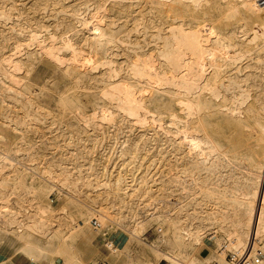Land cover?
<instances>
[{
  "label": "rangeland",
  "instance_id": "374dc122",
  "mask_svg": "<svg viewBox=\"0 0 264 264\" xmlns=\"http://www.w3.org/2000/svg\"><path fill=\"white\" fill-rule=\"evenodd\" d=\"M263 29L264 5L250 9L243 0H0V155L14 161L0 165V235L16 243L0 242L28 260L17 246L31 242L25 251L39 264H177L161 253L174 255L178 231L179 264L201 256L232 264V255L256 256L235 252L244 228L255 231L262 259L258 218L241 215L233 199L241 198L243 168H257L248 154L253 165L264 163V133L255 132L264 114ZM167 41L179 49L174 60L159 55ZM143 65L149 84L134 72ZM178 73L217 89L238 79L242 123L213 117L220 134H206L203 113L187 116L180 101L210 93L194 84L182 92ZM117 82L132 86L126 101ZM154 92L169 103L163 113ZM237 95L214 102L234 105ZM199 140L217 144L205 164L219 166H193L206 151ZM94 216L113 249L98 240Z\"/></svg>",
  "mask_w": 264,
  "mask_h": 264
},
{
  "label": "bare ground",
  "instance_id": "6f19581e",
  "mask_svg": "<svg viewBox=\"0 0 264 264\" xmlns=\"http://www.w3.org/2000/svg\"><path fill=\"white\" fill-rule=\"evenodd\" d=\"M162 1H169V0H162ZM171 1H178V0H171ZM181 1H184V0H181ZM190 2V4L192 5H195V6H200L202 4H205L207 3L209 0H188ZM244 4L246 6H248L250 9H255L257 8L258 6L255 5L254 3V0H243ZM247 30V28H246ZM264 30V29H263ZM261 33V32H260ZM264 34V31L262 32ZM261 33V34H262ZM102 31L98 33V36H99V39L100 37L102 36ZM185 37H183V40ZM96 40V39H95ZM63 42V41H62ZM98 42V41H96ZM111 42L110 39H107V43ZM171 43L169 41L165 42V45H164V48L161 49L159 51V55L160 57H164L165 58H173L174 60V57L176 54H177V50H179L178 48H173L171 45ZM181 45V44H180ZM51 46V45H50ZM179 46V45H178ZM26 47V46H25ZM66 47V46H65ZM64 47V48H65ZM62 49V48H61ZM49 51V50H48ZM39 52V51H38ZM52 52V51H50ZM49 52V53H50ZM54 52V50H53ZM52 52V54H54ZM75 52V51H74ZM200 52V51H199ZM35 53V52H34ZM222 53V52H221ZM28 54V53H26ZM198 54V53H197ZM55 56V55H54ZM179 57V56H177ZM176 57V58H177ZM201 57V56H200ZM203 57V56H202ZM198 57H196L197 59ZM222 58L226 61V63H228V60H229V57L227 56H222ZM234 58V57H232ZM66 60V59H65ZM64 60V61H65ZM71 60V59H70ZM84 60V59H83ZM170 61V60H169ZM194 61V60H193ZM249 64H245L241 65V71H242V68L244 67H247ZM262 65L264 66V62L262 63ZM232 70V69H231ZM175 72H179L177 70H174ZM230 71V70H229ZM135 72V75H137L138 77H142V78H145L146 79V83L149 84V79H147V76L149 75V69L146 67V66H140L138 67L137 69L134 70ZM217 73V71H216ZM178 75L180 76L179 78L175 79V81L177 82V85L178 87L181 86L183 91L182 92H188V89H189V86L191 85L193 88V84L195 85V88H197L198 86H201V89L203 90H207L209 93H210V98H207L205 99L204 101L201 99L200 95H196L195 96V99L192 100L191 102V105L188 104L186 101L184 100H181V102L184 103L185 107H186V115L189 114V116L191 115V113L193 114V117L196 116L198 113H203L204 115V118H205V121H206V127H202L203 130L206 132V134H211V136H214V134L217 136L220 134V131L219 129H217V126L215 124H213V121H210V118H213L215 117V121L218 120L217 122L218 123H221V121H236V122H241L242 123V120H241V108L240 106L237 104V102H242L243 99H245V94H243V92H241V90H239V80L234 78H230L227 82H220V86H221V89H217L216 87L212 86L210 83H207L205 82L203 85H199V82H198V79L195 80L193 78H191L189 76L188 73H185V74H180L178 73ZM231 76V75H230ZM201 77V76H200ZM238 78V77H237ZM183 80V81H182ZM201 80V79H200ZM116 81V80H115ZM140 81V79H139ZM144 81V80H143ZM175 82V83H176ZM241 82V81H240ZM259 85L262 86L264 85V76H262L260 78V80L258 81ZM150 85H153L152 83ZM131 88L132 86L130 84H128L127 82H117L116 85H115V91L117 92H120V91H123L124 92V95H125V98H123L124 101H126V98H129L130 96H127V92H130L131 91ZM244 88V87H243ZM144 89V88H143ZM156 89V88H155ZM200 89V90H201ZM142 90V88H141ZM140 90V91H141ZM145 90V89H144ZM181 90V89H180ZM178 89V91H180ZM199 90V93L202 91ZM239 90V91H238ZM194 92V90H192ZM191 91V92H192ZM228 91H232L233 92V96L238 94L236 100H232L234 103V105H230V106H227V105H222V104H218V103H215L214 100L217 99V98H220L223 102L226 101V96H225V93L228 92ZM164 93H166V91H162ZM239 92V93H238ZM156 94V96H159L161 99H160V106H159V109H158V113H163L164 111L168 110L169 108V103L165 102V99L163 98V96L158 93V92H154ZM177 93V92H176ZM175 93V94H176ZM185 94V93H184ZM187 94L190 95V93L188 92ZM108 95V94H107ZM109 96V95H108ZM229 96V95H228ZM105 97V96H104ZM231 97V96H230ZM229 98V97H228ZM107 99V96L106 98ZM232 99V97H231ZM230 99V100H231ZM115 100V99H114ZM113 100V101H114ZM118 101V100H117ZM144 101H145V98H144ZM171 101V100H170ZM236 101V102H235ZM231 102V101H230ZM121 103V102H120ZM130 104V103H129ZM118 105V104H117ZM121 105V104H120ZM119 105V106H120ZM118 106V107H119ZM122 106L124 107V104H122ZM126 106V105H125ZM128 107H130L128 104H127ZM123 107H121L122 109H124ZM128 107H125L126 109ZM133 108V107H132ZM125 109V110H126ZM130 109V108H129ZM184 109V108H183ZM185 110V109H184ZM248 111L251 110V109H247ZM127 111V110H126ZM130 112V111H129ZM132 112V111H131ZM185 112V111H184ZM135 113V112H133ZM131 115V113H130ZM174 118H177L179 116H177V114H173ZM185 116V115H184ZM188 116V115H187ZM192 116V115H191ZM256 116V115H255ZM112 117V116H111ZM181 117V116H180ZM188 118V117H187ZM190 118V117H189ZM255 118V117H254ZM185 119V118H184ZM264 120V114L261 112V113H258V118L256 120V131L257 133H264V123H262L261 121ZM175 121V120H174ZM254 122V120H253ZM224 124V123H223ZM222 124V126H223ZM247 124V122L245 123ZM236 125V124H235ZM248 125V124H247ZM252 125V124H251ZM241 126V125H240ZM249 126V125H248ZM219 127V126H218ZM226 128V126H224ZM223 127V128H224ZM235 127V126H234ZM251 127V126H250ZM252 127L254 128V126L252 125ZM230 128V127H229ZM227 128V129H229ZM241 128V127H239ZM225 130V129H224ZM231 129H229L230 131ZM234 130V129H232ZM231 130V131H232ZM251 130H253L251 128ZM244 132L241 130V134H246L247 136H252L253 137V133L251 132ZM223 131V130H222ZM227 131V130H225ZM235 132H238L239 131H235ZM223 133V132H222ZM226 133V132H225ZM224 133V134H225ZM231 133V132H230ZM234 133V132H233ZM259 133V134H260ZM223 134V135H224ZM235 134V133H234ZM227 135V133H226ZM237 135V134H236ZM236 135H235V138H236ZM257 135V134H256ZM234 136V135H233ZM232 136V137H233ZM240 136V135H239ZM238 136V137H239ZM191 137V136H190ZM225 138V137H224ZM228 138V137H227ZM234 138V137H233ZM236 140V139H235ZM240 140V139H239ZM230 142V141H229ZM238 142V141H237ZM205 145L206 147L203 148L202 145ZM236 143V142H235ZM235 143H234V146H235ZM263 143V142H262ZM193 143L190 142V145H192ZM196 144L201 145L200 146V149H204L206 151H204V153L202 154H199L201 158L200 160V163H196L195 165H193L194 167L196 166V168H206V167H209V168H213V166H219L217 165L214 160L210 163V164H205V162L211 157V154H210V151L209 149H212V147H216L217 144L216 143H209V142H206L204 143L202 140L200 142L197 141ZM237 144V143H236ZM240 144V143H239ZM256 145V144H255ZM262 145V144H260ZM233 146V145H232ZM233 146V147H234ZM241 146V144L239 145ZM257 147V146H256ZM261 147V146H260ZM236 148V146H235ZM198 155V156H199ZM248 162L251 166H254V167H257L255 170H252V169H249V167H245L243 168L245 171L244 173H241V200L237 199L236 197L233 199V203L237 206V207H241V215H243L245 218H249L250 216H256V218H258V221L255 223V229L258 231V233L261 235V237L264 239V163H260V164H256V165H253L255 163H252L253 161V157L252 155H249L248 154ZM243 157V156H242ZM13 157H11L9 154H3V155H0V165H3V166H11L14 164V161L12 160ZM187 171H192L191 169H187ZM191 174V173H190ZM251 178H254L255 180H252ZM192 181V179H191ZM195 181V179H194ZM246 183H251L253 184V187H248L246 186ZM114 187L116 189L119 188V180L116 181ZM210 193H214L213 190L210 189ZM204 195L206 197H210V198H213V199H216V201H219L217 200L218 198H220V196L218 195L217 197L216 196H210L208 195V192L207 190L204 191ZM160 214V213H159ZM213 214V213H212ZM160 216V215H159ZM20 228V227H19ZM19 230V229H18ZM86 231V230H84ZM80 233H82L81 231H79ZM176 232V231H175ZM84 233H82V235H84ZM194 234V233H193ZM255 234V231L254 230H244V228H241V242L239 241L237 243V245H235L234 249H235V252H241V254H247V255H250V256H253L255 252V244L253 243L252 241V236ZM134 235V234H133ZM85 236V235H84ZM89 236V235H88ZM174 240L170 243L171 246L173 247V253L174 255H172L171 253H166V252H162L161 253V256H165L166 258H170L172 261L174 262H177V264L180 263L179 259L177 258V256H179V253L176 251L178 249H180V247L184 246V241L182 240L183 238V234H181L180 232H176V234L174 235ZM90 237V236H89ZM87 240H89L90 238L88 237H85ZM194 240H200V238L197 236V235H194V237H192ZM90 241V240H89ZM201 246H204L206 245L203 241H201ZM208 244V243H207ZM229 246L227 247H230V244H228ZM263 249H264V243H263ZM262 249V250H263ZM256 257V256H255ZM253 257V259L255 258ZM219 262L221 264H226L224 262V260L219 257L218 258ZM205 257H197V264H205ZM217 264V263H216ZM253 264H264V257L262 259H259L258 262L256 263H253Z\"/></svg>",
  "mask_w": 264,
  "mask_h": 264
},
{
  "label": "crops",
  "instance_id": "0c3cea01",
  "mask_svg": "<svg viewBox=\"0 0 264 264\" xmlns=\"http://www.w3.org/2000/svg\"><path fill=\"white\" fill-rule=\"evenodd\" d=\"M0 239L5 240L9 244H15L16 243L15 239H13L10 236L5 235V234L4 235L1 234ZM117 239L118 238H116L115 240H117ZM30 243L31 242L28 241L27 243L25 242L24 245H22V243L19 244L17 246V250L26 254L32 261L28 260L26 257H24L22 255H18L17 252H15V250L13 249V247L5 246L2 242H0V264H39V263L35 262L37 260V257L35 255L28 254L25 251V245H27V244L29 245ZM37 249H38V247H37ZM205 249L208 250V248H206V247H205ZM207 255H209V253L206 254L205 256H207Z\"/></svg>",
  "mask_w": 264,
  "mask_h": 264
},
{
  "label": "built area",
  "instance_id": "2783aa9c",
  "mask_svg": "<svg viewBox=\"0 0 264 264\" xmlns=\"http://www.w3.org/2000/svg\"><path fill=\"white\" fill-rule=\"evenodd\" d=\"M256 6H263L264 5V0H255L254 1ZM91 222V226L94 228V230L99 231L100 234H98V240L105 246V248L111 250L114 247V244L112 241H110L108 234L105 232L104 228H103V223L100 219L99 216H94L91 218L90 220ZM261 257V251L258 250V252H256V257L252 260H249L247 257L243 258L242 261H240L241 256L240 257H235L234 255L230 256V260L232 261V264H237L240 261V264H252V263H256L259 261ZM211 264H216V262H213Z\"/></svg>",
  "mask_w": 264,
  "mask_h": 264
}]
</instances>
